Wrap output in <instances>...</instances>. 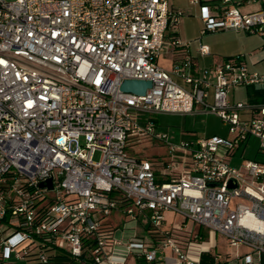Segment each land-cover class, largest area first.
<instances>
[{"label": "built area", "instance_id": "built-area-1", "mask_svg": "<svg viewBox=\"0 0 264 264\" xmlns=\"http://www.w3.org/2000/svg\"><path fill=\"white\" fill-rule=\"evenodd\" d=\"M218 1L219 15L202 8L201 35L263 32L264 10ZM182 15L168 0H0V264H49L48 249L75 264L131 255L203 264L212 244L187 220L264 253V164L231 163L251 136L264 153V103L228 99L235 86L264 85V73L248 71L241 54L198 69L177 36ZM168 47L165 69L157 59ZM126 79L151 87L123 92ZM138 111L149 115L144 123ZM163 113L214 114L230 137L173 143L151 117ZM155 145L165 157L132 152ZM168 212L184 222L165 228ZM207 264L227 263L216 254ZM242 264L257 263L246 255Z\"/></svg>", "mask_w": 264, "mask_h": 264}, {"label": "rangeland", "instance_id": "rangeland-1", "mask_svg": "<svg viewBox=\"0 0 264 264\" xmlns=\"http://www.w3.org/2000/svg\"><path fill=\"white\" fill-rule=\"evenodd\" d=\"M171 1V0H169ZM176 5L183 7L184 14L180 17L177 24L176 30L179 33V38L182 42H188L191 44H196L199 46L200 42L202 44L210 43L212 45V50L214 56L212 60L214 62L219 61L221 55L223 56H235L241 54L244 56L247 64L246 67L248 71H258L262 72L264 68V30L261 34L259 33H249L245 30L227 29L219 30L216 32H208L201 35V29L203 27V22L201 19V11L198 14L194 10V6L188 3V0H172ZM185 4V5H184ZM255 6V5H253ZM264 28V26H263ZM170 32V30L168 31ZM201 36V41L198 38ZM168 39V37H167ZM251 52L252 55H251ZM219 54V55H218ZM201 57V56H200ZM263 59V60H262ZM172 55L166 54L161 55L158 58V64L165 68H171ZM256 60H261L256 62ZM200 65L208 67L207 59L200 58ZM179 83L181 80L174 77ZM257 87V86H256ZM256 87H247L246 85H238L230 89L228 93V99L231 102H261L264 103V85L260 87L262 89V94L253 95V89ZM251 94V96H248ZM149 115L142 111L137 112V118L139 123H144L145 119ZM151 117L154 118L158 124V128L163 133L167 134L168 140L173 143H178L182 139H189L195 137H206L212 135H218L222 137H230L228 131V125L224 123L218 116L211 113H195L188 115L181 114H153ZM194 135V137H191ZM260 141L257 137L251 136L248 138L247 143L244 142L240 145L236 152V155L232 157L231 163L233 165H238L242 158H247L251 160H256L261 164H264V153L259 152ZM133 153L138 154L141 157H155L163 158L167 154V148L165 146H135L132 149ZM94 159L99 157V152H95L93 155ZM120 224L122 223L123 214L118 213L116 215ZM119 217L121 219H119ZM167 224L169 226L178 227L184 222V218L176 213L168 212L166 214ZM147 219H143V225L147 226ZM186 225L191 228L192 222L187 220ZM139 232L145 234L144 228L140 227ZM118 235V233H117ZM205 236V235H204ZM214 238L210 239L209 244L214 245ZM215 241L218 243V248H222L224 241L222 237L217 234ZM125 264H136L135 256L131 255Z\"/></svg>", "mask_w": 264, "mask_h": 264}, {"label": "crops", "instance_id": "crops-1", "mask_svg": "<svg viewBox=\"0 0 264 264\" xmlns=\"http://www.w3.org/2000/svg\"><path fill=\"white\" fill-rule=\"evenodd\" d=\"M168 2H169V5L172 8L181 9V10L184 9L181 6L176 5L172 0L171 1L168 0ZM188 3L190 5L194 6L193 7L194 10H196V12L198 14L200 13V11H201V14H202V8L203 7H207L209 13L212 14V15H219L221 13V3L218 0H197L196 3H190V0H188ZM253 5H255V6H253ZM238 8H239V10L241 12H244V13L251 12V11H256V10H259V9L264 10V2L262 0H241L240 3L238 4ZM184 13L185 12L183 10V14ZM259 35L263 36V34H259ZM177 36L179 37V33L178 32H177ZM198 40L201 41V36L198 38ZM200 43H202V42H200ZM205 45H207L209 47V54L208 55H201L198 52V45L196 44V42H195V44H193V42H192L191 44H189V47H188L189 54L197 61L198 69H201L200 67H202L200 65L201 64L200 63V58L207 59L208 65H211L212 63H214L212 58H213L214 54H216V53L213 52L212 45L210 43L205 44ZM168 49L169 50H167V52L163 53L162 55L164 56L166 54H170L171 53L172 60H173V58H174L173 57V53L170 51V47H168ZM252 53L253 52H251V55H252ZM226 57H230V56L221 55L220 59H218V60H222V59H224ZM243 59H244L245 63L247 64L244 56H243ZM172 60H171V64H172ZM259 61H261V60H256V62H259ZM157 63H158V59H157ZM203 67H205V66H203ZM259 73H264V68H263V71L259 72ZM180 83H183V82L181 81ZM247 87H256V86H247ZM260 87H262V86H257L256 88L260 89V94H262V92H261L262 89ZM248 96H250V94H248ZM157 128H158V124H157ZM191 137H194V135H192ZM240 145L237 147V149L235 150V152H234L232 157H234L236 155V152L239 149ZM155 146H158V145H155ZM159 179H163V177H160ZM163 226L165 228L173 227V226H169L167 224L166 215H165V221L163 223ZM191 228L193 229V231H195V232L199 233L200 235H202L203 239L206 240V241H210V239L212 240V238H214L213 239L214 240V245H212L210 253L207 254V256H209V257H206V259H207L206 264L210 261L212 256L216 255V254L220 255L221 258L227 264H242L243 263V257L246 256V255H251L254 263L264 264V253H257L255 251H253L249 246H246V245H241V246H239L237 248L231 247L221 235L220 236L222 237V239L224 241V245L220 249V248H218V243L215 241V237H216L217 234H212L206 228L200 227V226L192 225ZM169 253L170 252L168 250H166V254L168 255Z\"/></svg>", "mask_w": 264, "mask_h": 264}, {"label": "trees", "instance_id": "trees-1", "mask_svg": "<svg viewBox=\"0 0 264 264\" xmlns=\"http://www.w3.org/2000/svg\"><path fill=\"white\" fill-rule=\"evenodd\" d=\"M252 94L253 95H259L260 89L254 88ZM250 96H251V94H250ZM146 228L148 229V226H146ZM150 234L153 236V238H158L154 233L151 232ZM48 251L50 252L49 253V256H50L49 264H75L68 257V255L64 252H60V251H57L54 249H48ZM206 257H209V256L205 255L203 257V259H202L203 264H206V262H207ZM136 264H161V263H159L158 261H146L143 258H139V259H136Z\"/></svg>", "mask_w": 264, "mask_h": 264}, {"label": "water", "instance_id": "water-1", "mask_svg": "<svg viewBox=\"0 0 264 264\" xmlns=\"http://www.w3.org/2000/svg\"><path fill=\"white\" fill-rule=\"evenodd\" d=\"M151 87V82L149 80H134V79H126L123 80L120 84V90L123 92H132L135 94L143 95L146 89ZM48 185L50 186V180H48ZM230 186H233L230 183Z\"/></svg>", "mask_w": 264, "mask_h": 264}]
</instances>
